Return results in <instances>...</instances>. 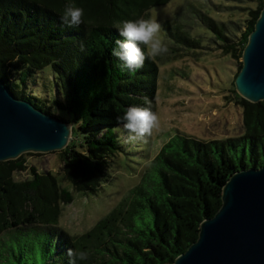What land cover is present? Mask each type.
<instances>
[{
	"label": "trees",
	"instance_id": "obj_1",
	"mask_svg": "<svg viewBox=\"0 0 264 264\" xmlns=\"http://www.w3.org/2000/svg\"><path fill=\"white\" fill-rule=\"evenodd\" d=\"M169 1L0 0V80L14 96L70 123L71 138L58 156L60 179L73 191L95 193L108 177V165L123 150L120 138L128 135L118 116L130 106L154 111L161 56L130 72L112 50L123 39L122 22L149 19L151 6ZM219 1L226 3L210 4L216 12L239 7L236 0ZM254 3L245 18L223 20L202 0H184L165 25L166 55L214 43L222 54L241 58L263 0ZM68 5L84 9L79 26L62 22ZM45 65L52 71L53 90L50 96L33 95L27 82ZM233 81L231 100L242 108L243 132L222 139L169 137L142 168L139 181L81 233L57 226L72 190L60 186L55 174L26 166L21 155L0 161V234L9 232L0 242V264H69L67 249L88 253L77 264H172L196 240L199 222L220 207L226 179L240 168L264 165V100H245ZM26 168L29 176L13 177Z\"/></svg>",
	"mask_w": 264,
	"mask_h": 264
},
{
	"label": "rangeland",
	"instance_id": "obj_2",
	"mask_svg": "<svg viewBox=\"0 0 264 264\" xmlns=\"http://www.w3.org/2000/svg\"><path fill=\"white\" fill-rule=\"evenodd\" d=\"M209 12L220 19H243L249 7L256 0H236L239 7L219 8L214 11L210 4L226 2L202 0ZM184 0H170L148 9L149 19H156L162 26L161 37L167 42V21H171ZM201 2V1H198ZM167 26V25H166ZM239 59L222 54L214 43H204V47L187 51L179 48L174 53L162 55L157 62L155 79V108L160 128L143 141L129 144L120 135L123 150L119 151L108 165V177L101 180L95 193L73 191L70 183L61 180L58 151L23 152L26 166L32 165L37 171L55 174L59 185L72 190V200L61 204L57 226L69 233L78 234L87 230L100 216L102 217L124 195L127 189L139 181L141 170L157 152L161 143L169 137L181 133L199 139H222L234 137L243 132L242 108L232 99V81L238 70ZM52 71L43 66L27 82L28 90L34 88L33 95L41 96L53 90ZM35 84H33L34 80ZM34 85V86H33ZM230 96V99L228 97ZM62 117L67 112L57 109ZM121 132V127H116ZM126 135V136H125ZM29 176V170L14 172L16 180ZM9 232L0 234V242Z\"/></svg>",
	"mask_w": 264,
	"mask_h": 264
},
{
	"label": "water",
	"instance_id": "obj_3",
	"mask_svg": "<svg viewBox=\"0 0 264 264\" xmlns=\"http://www.w3.org/2000/svg\"><path fill=\"white\" fill-rule=\"evenodd\" d=\"M241 62L235 92L249 102L263 101L264 0ZM70 134L69 122L14 96L0 80V161L61 150ZM220 198V207L199 222L196 240L172 264H264V165L234 171Z\"/></svg>",
	"mask_w": 264,
	"mask_h": 264
},
{
	"label": "clouds",
	"instance_id": "obj_4",
	"mask_svg": "<svg viewBox=\"0 0 264 264\" xmlns=\"http://www.w3.org/2000/svg\"><path fill=\"white\" fill-rule=\"evenodd\" d=\"M83 16V8L68 5L63 11L61 20L69 27H76L83 22ZM161 30V24L154 18L124 21L118 27V34L123 39L116 41L112 54L123 61V67L135 72L143 67L145 59L159 57L168 52V47L160 35ZM117 120L128 133L125 142L129 144L143 141L160 128L159 116L150 106H130L122 116L117 117ZM67 256L69 264H77V261L88 259L86 251L73 249H67Z\"/></svg>",
	"mask_w": 264,
	"mask_h": 264
}]
</instances>
